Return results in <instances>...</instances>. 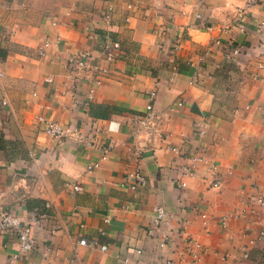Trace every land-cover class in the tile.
Segmentation results:
<instances>
[{
	"label": "crops",
	"instance_id": "obj_1",
	"mask_svg": "<svg viewBox=\"0 0 264 264\" xmlns=\"http://www.w3.org/2000/svg\"><path fill=\"white\" fill-rule=\"evenodd\" d=\"M109 2L114 10L106 22L99 13ZM261 22L264 0H0V100L8 101L0 104L2 203L23 221L42 225L35 227L36 249L13 264H120L122 257L150 264L159 252L175 264H191L183 250L187 237L205 249L199 264H224V253L231 264H264V238L257 239L264 215L249 214L246 229V220L232 214L254 192L252 185L264 189ZM46 38L52 44L40 56L37 47ZM216 39L243 50L227 61ZM111 40L121 47L107 62L101 43ZM78 51L110 71L90 107L75 103L69 91L64 63ZM86 89L83 79L79 97ZM152 90L156 130L136 135V117L144 115ZM179 99L183 104L170 110ZM111 103L117 110L99 113ZM39 115L78 128L94 144L83 147L76 133L53 139L38 125ZM196 121L205 134H193ZM99 144L112 147L87 170L102 154ZM199 146L206 148V162L182 175L180 167ZM213 165L222 179L218 192L209 186ZM136 168L147 183L131 189L123 177ZM73 183L81 189L73 191ZM157 204L174 213L170 244L160 251L149 233ZM80 237H95L107 249L77 245ZM17 250L16 237L0 234V263Z\"/></svg>",
	"mask_w": 264,
	"mask_h": 264
},
{
	"label": "built area",
	"instance_id": "obj_2",
	"mask_svg": "<svg viewBox=\"0 0 264 264\" xmlns=\"http://www.w3.org/2000/svg\"><path fill=\"white\" fill-rule=\"evenodd\" d=\"M259 0H245L247 5L258 3ZM127 7H132V4H127ZM114 7L111 2L107 3L100 10V17L101 20L106 22L110 21L112 18ZM200 16V15H198ZM127 19V18H126ZM55 21H52V24H55ZM261 24H264L261 22ZM204 27L211 28V25L208 23H204ZM92 27H85L87 31H91ZM214 43L220 47V52L223 54L224 58L227 61H234L235 58L242 52L243 47L241 45H235L233 43H222L219 39L214 40ZM51 41L49 39L43 40L39 43L37 47V54L43 55L45 50L50 46ZM121 45L116 40H111L109 42L101 43V54L105 61L112 62L116 58V51L120 49ZM89 53L87 51H78L76 53H71L65 59V68L69 73L71 78L69 90L75 103L81 104L84 107L91 105V100L95 95L96 89L103 84L104 79L109 74V68L103 66L99 63H89L88 61ZM217 67H220V64H216ZM259 67H263L262 63H259ZM86 80L87 89L84 94V97H79V88L80 83ZM197 79V75H194L191 81H195ZM46 80H51V78L47 77ZM67 89L65 90V92ZM68 91V92H69ZM155 98V91L152 90L148 94V103L145 106V113L143 116H137V129L136 135L141 131L147 132L148 134L154 132L156 130L155 127V120L153 115V100ZM0 104L2 106L8 105V101L5 98L0 100ZM183 104L181 99L177 100L176 103L172 106H169V109L172 110L175 106H180ZM260 107V106H259ZM37 123L41 126V130L44 134L52 137L53 139H61L62 137L66 136L67 134L70 135H77V141L82 142L83 147H88L94 144L93 140H90L88 135L82 136V133L75 127H66L61 122L54 120L50 117L39 115L37 117ZM193 134L196 136H201L205 134L204 124L202 122H194L193 123ZM74 135V136H75ZM110 144H99V148L102 151V154L98 160L92 161L87 164V170H93L94 168L98 167L100 160L105 159L107 157V153L111 149ZM174 152H179V147L177 146H170L169 147ZM190 163L182 165L180 167V171L182 175H193L196 172L197 165L199 163L206 162V148L204 146H199L196 149V152L192 155H189ZM214 171V175H212V179L209 182V186L215 189L217 192L222 185V179L220 176L216 174V167L213 165L211 167ZM123 180L128 183V186L131 189H136L140 186H144L147 183V178L140 170V168H136L128 175L123 177ZM181 187L186 186L185 181L180 182ZM254 192L248 197L243 204L235 208V211L232 213L235 217H241L246 220V229L251 227V222L248 220L249 214L256 213L258 215H264V189L261 185H252ZM73 191H79L81 189V185L79 183H73L71 185ZM218 195H215V200H218ZM49 205V204H47ZM128 207V205H125ZM47 215L46 212L39 214L40 218H43ZM203 217L205 216L202 215ZM229 215H223L220 218V223L224 227L226 225L227 219ZM174 218V213L168 210L164 205L157 204L153 207V212L150 217V227L149 233L157 240V248L160 251L161 249L167 247L171 241V233L174 229L172 226V219ZM41 220V219H40ZM108 221V217L105 218ZM41 222V221H40ZM42 223V222H41ZM42 226L40 223H37L36 219L23 221L21 217H19L16 213L12 210L4 207L2 203V192L0 191V234L1 235H12L16 237L18 243V250L15 253H11L8 255V262L7 263H0V264H13L19 258L24 257L29 251L36 249L37 245V235L35 232V227L37 225ZM178 229L184 230L185 223L182 220L178 221ZM51 234L55 232V229H50L49 231ZM264 238V229L261 228L257 234V239ZM253 242V240H250ZM77 245H87V246H98L100 250L105 251L107 249V245L104 243H99L98 239L95 237L86 238L80 237L76 240ZM184 244V254H187L191 259V264H199L201 260L202 252L205 250L203 245L196 239L191 237H187L183 241ZM50 250L49 247L45 248L43 251V255H46V252ZM182 252V251H181ZM230 253H224L221 255L224 264H231L228 263V259L230 258ZM241 256L247 257V247L243 246L241 248ZM46 258V256H45ZM69 261H72V257L69 258ZM120 264H132L127 257L119 258ZM150 264H175L173 259L169 255L159 254L157 257L152 261Z\"/></svg>",
	"mask_w": 264,
	"mask_h": 264
},
{
	"label": "trees",
	"instance_id": "obj_3",
	"mask_svg": "<svg viewBox=\"0 0 264 264\" xmlns=\"http://www.w3.org/2000/svg\"><path fill=\"white\" fill-rule=\"evenodd\" d=\"M99 109H100V112L99 113L101 114L102 113V111H101L102 109H109V110H114L115 111V110H117V107H116V105H113L111 103V104H107L105 106L104 105L103 106H100Z\"/></svg>",
	"mask_w": 264,
	"mask_h": 264
}]
</instances>
